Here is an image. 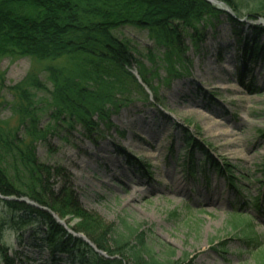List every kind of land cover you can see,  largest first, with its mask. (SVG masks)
I'll list each match as a JSON object with an SVG mask.
<instances>
[{
	"label": "rangeland",
	"instance_id": "rangeland-1",
	"mask_svg": "<svg viewBox=\"0 0 264 264\" xmlns=\"http://www.w3.org/2000/svg\"><path fill=\"white\" fill-rule=\"evenodd\" d=\"M246 13L243 8L239 19ZM251 24L238 35L222 25L199 54L188 45L192 64L181 77L168 74L159 58L147 60L151 43L144 32L119 29L117 36L130 38L141 51L153 89L138 77L143 91L117 94L116 107L90 135L79 127L48 129L46 140L36 144L38 160L66 170L81 207L104 227L120 228L122 219L139 225L148 245L162 257L173 251L177 264H263L264 52L251 60L239 42L245 35L250 39ZM50 64L0 57V128L19 126L12 88L29 86L34 75L51 89ZM56 64L64 66L65 60ZM36 99L43 129L52 111L50 91L36 92ZM228 166L230 173L218 170ZM173 210L179 215L170 216ZM234 212L243 216L233 217ZM61 221L75 227L79 220L66 216ZM31 231L24 246L5 234L9 255L18 252L17 264H51L50 249L37 244ZM56 256L60 264L71 263L66 255Z\"/></svg>",
	"mask_w": 264,
	"mask_h": 264
},
{
	"label": "trees",
	"instance_id": "trees-1",
	"mask_svg": "<svg viewBox=\"0 0 264 264\" xmlns=\"http://www.w3.org/2000/svg\"><path fill=\"white\" fill-rule=\"evenodd\" d=\"M219 1L228 5L235 17L206 0H0V57L52 63L46 68L51 89L34 75L28 77L29 86L12 88L19 126L0 128V259L4 264H17L18 253L9 255L5 234H13L16 244L24 246L30 230L37 244L50 249L51 264H60L62 258L56 255H66L70 264H177L171 259L173 251L162 257L148 245L139 225L131 227L122 219L120 228L113 224L104 227L81 207L66 170L38 160L36 144L45 141L48 129L57 126L66 131L79 127L90 135L108 119L117 94L143 91L132 68L153 89L148 69L139 59L141 51L130 38L118 37L119 29L144 32L151 43L145 53L147 60L156 63L159 58L168 74L181 77L189 73L192 64L188 45L199 54L202 44L214 39L224 24L233 34H241L238 18L243 8L248 20L264 18V0ZM250 31V39L239 37L240 49L255 60L264 52L260 44L264 27L253 25ZM152 49L161 52L160 57ZM59 60H65V65H57ZM38 91H50L52 111L43 129L39 128ZM188 159L193 160L190 155ZM230 168L218 170L224 174L232 172ZM20 197L39 207L15 199ZM53 214L61 220L77 218L76 226L68 228L83 233L106 256L68 232ZM178 215L177 210L170 212V216ZM240 216L233 213V217Z\"/></svg>",
	"mask_w": 264,
	"mask_h": 264
},
{
	"label": "water",
	"instance_id": "water-1",
	"mask_svg": "<svg viewBox=\"0 0 264 264\" xmlns=\"http://www.w3.org/2000/svg\"><path fill=\"white\" fill-rule=\"evenodd\" d=\"M207 1L210 2V3H212L213 5H215L218 9L223 10V11L229 13L232 17H235L234 12H233V11L230 9V7H229L228 5H226L225 3L221 2V1H218V0H207ZM221 5H223V6H221ZM238 20H239V21H242V23L244 22V23H248V24H251V23L253 22V21H251V20H248L246 17H243V18H240V19L238 18ZM254 24H261V25L264 26V18H260L259 20H256ZM20 200H21V201H24V202H26V203H28V204H30V205H32V206L39 207V206H37L34 202L29 201V200H27L26 198H21ZM42 209L45 210V208H42ZM53 217H54V218H55L60 224L64 225V223H63L61 220H59L54 214H53ZM69 231H70V230H69ZM73 235L82 238V239H83L84 241H86L91 247H93V249H94L96 252H98V253L104 255L103 252H101V251H99L98 249H96V247H95V246H94L89 240H87L83 235H81V234H73Z\"/></svg>",
	"mask_w": 264,
	"mask_h": 264
},
{
	"label": "bare ground",
	"instance_id": "bare-ground-1",
	"mask_svg": "<svg viewBox=\"0 0 264 264\" xmlns=\"http://www.w3.org/2000/svg\"><path fill=\"white\" fill-rule=\"evenodd\" d=\"M221 6H223V5H221Z\"/></svg>",
	"mask_w": 264,
	"mask_h": 264
}]
</instances>
